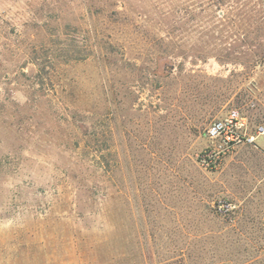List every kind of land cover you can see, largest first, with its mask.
Instances as JSON below:
<instances>
[{
  "label": "rangeland",
  "instance_id": "1",
  "mask_svg": "<svg viewBox=\"0 0 264 264\" xmlns=\"http://www.w3.org/2000/svg\"><path fill=\"white\" fill-rule=\"evenodd\" d=\"M232 108L264 0H0V264H264V141L202 162Z\"/></svg>",
  "mask_w": 264,
  "mask_h": 264
},
{
  "label": "built area",
  "instance_id": "2",
  "mask_svg": "<svg viewBox=\"0 0 264 264\" xmlns=\"http://www.w3.org/2000/svg\"><path fill=\"white\" fill-rule=\"evenodd\" d=\"M264 133V127L253 126L248 115L238 108L213 120L205 129L209 145L202 155V162L208 167H218L221 160L242 145H256L257 138Z\"/></svg>",
  "mask_w": 264,
  "mask_h": 264
},
{
  "label": "crops",
  "instance_id": "3",
  "mask_svg": "<svg viewBox=\"0 0 264 264\" xmlns=\"http://www.w3.org/2000/svg\"><path fill=\"white\" fill-rule=\"evenodd\" d=\"M260 141H264V135H261L257 138V142H256V145H254L255 147H259L257 144H261ZM242 148V147H241Z\"/></svg>",
  "mask_w": 264,
  "mask_h": 264
},
{
  "label": "bare ground",
  "instance_id": "4",
  "mask_svg": "<svg viewBox=\"0 0 264 264\" xmlns=\"http://www.w3.org/2000/svg\"><path fill=\"white\" fill-rule=\"evenodd\" d=\"M264 134V133H263Z\"/></svg>",
  "mask_w": 264,
  "mask_h": 264
}]
</instances>
